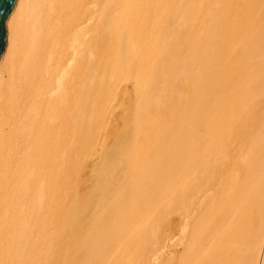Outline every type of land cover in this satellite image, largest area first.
<instances>
[{
  "label": "bare ground",
  "instance_id": "1",
  "mask_svg": "<svg viewBox=\"0 0 264 264\" xmlns=\"http://www.w3.org/2000/svg\"><path fill=\"white\" fill-rule=\"evenodd\" d=\"M6 31L0 264H264V0H17Z\"/></svg>",
  "mask_w": 264,
  "mask_h": 264
},
{
  "label": "water",
  "instance_id": "2",
  "mask_svg": "<svg viewBox=\"0 0 264 264\" xmlns=\"http://www.w3.org/2000/svg\"><path fill=\"white\" fill-rule=\"evenodd\" d=\"M17 0H0V59L6 46V20Z\"/></svg>",
  "mask_w": 264,
  "mask_h": 264
},
{
  "label": "rangeland",
  "instance_id": "3",
  "mask_svg": "<svg viewBox=\"0 0 264 264\" xmlns=\"http://www.w3.org/2000/svg\"><path fill=\"white\" fill-rule=\"evenodd\" d=\"M175 249H176V247H175Z\"/></svg>",
  "mask_w": 264,
  "mask_h": 264
}]
</instances>
